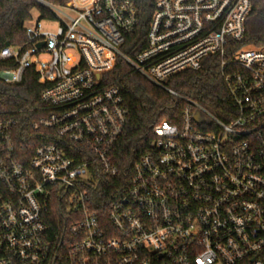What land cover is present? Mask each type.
Returning a JSON list of instances; mask_svg holds the SVG:
<instances>
[{
	"label": "built area",
	"instance_id": "2783aa9c",
	"mask_svg": "<svg viewBox=\"0 0 264 264\" xmlns=\"http://www.w3.org/2000/svg\"><path fill=\"white\" fill-rule=\"evenodd\" d=\"M30 3L59 26L25 24V41L0 50L14 64L3 82L34 67L46 84L35 109L0 111V264H264V44L233 46L253 0H155L134 55L123 48L139 26L135 0ZM214 57L228 120L168 86ZM118 60L185 105L155 125L106 203L98 188L121 175L113 151L129 116L111 79ZM55 196L68 206L59 245L44 217Z\"/></svg>",
	"mask_w": 264,
	"mask_h": 264
},
{
	"label": "trees",
	"instance_id": "16d2710c",
	"mask_svg": "<svg viewBox=\"0 0 264 264\" xmlns=\"http://www.w3.org/2000/svg\"><path fill=\"white\" fill-rule=\"evenodd\" d=\"M155 0H135L139 10V26L135 33L127 37L123 50L134 55L146 44V33L154 10ZM246 20L244 38L233 43L235 48L259 47L264 44V0H253ZM33 9L30 0H0V50L5 46L19 45L26 39L24 25ZM11 61L0 59V71L13 66ZM220 60L210 59L200 70H186L173 75L168 86L185 97L193 98L224 120H228L232 101L221 76ZM111 79L118 85L129 110L128 120L122 136L113 151V161L122 170L119 178L110 179L100 185L101 199L110 203L117 197L123 184L141 156L150 151V144L156 137L154 127L161 121L176 122L180 119L185 105L182 99L173 97L165 89L151 84L140 74L132 73L123 61L111 72ZM46 84L39 81L34 67L27 70L23 82L7 84L0 78V111H14L20 108L33 110L42 104L41 93ZM27 130L31 132V123ZM45 213L47 236L55 245L69 235L65 221L67 205L64 198L55 196Z\"/></svg>",
	"mask_w": 264,
	"mask_h": 264
},
{
	"label": "rangeland",
	"instance_id": "374dc122",
	"mask_svg": "<svg viewBox=\"0 0 264 264\" xmlns=\"http://www.w3.org/2000/svg\"><path fill=\"white\" fill-rule=\"evenodd\" d=\"M41 12L40 10L35 7L32 9L31 11V19H29L27 21V25H33L36 21L41 20L43 23V28L44 30H48V31H55L57 30L58 26H59V22L57 20H48L45 19L43 17H41Z\"/></svg>",
	"mask_w": 264,
	"mask_h": 264
},
{
	"label": "water",
	"instance_id": "95a60500",
	"mask_svg": "<svg viewBox=\"0 0 264 264\" xmlns=\"http://www.w3.org/2000/svg\"><path fill=\"white\" fill-rule=\"evenodd\" d=\"M44 45V42H42L39 46L41 47V46H43Z\"/></svg>",
	"mask_w": 264,
	"mask_h": 264
}]
</instances>
